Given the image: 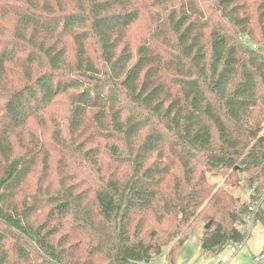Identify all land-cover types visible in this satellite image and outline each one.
<instances>
[{"label": "trees", "instance_id": "16d2710c", "mask_svg": "<svg viewBox=\"0 0 264 264\" xmlns=\"http://www.w3.org/2000/svg\"><path fill=\"white\" fill-rule=\"evenodd\" d=\"M262 197L264 0H0V264H149L198 220L219 255Z\"/></svg>", "mask_w": 264, "mask_h": 264}, {"label": "rangeland", "instance_id": "374dc122", "mask_svg": "<svg viewBox=\"0 0 264 264\" xmlns=\"http://www.w3.org/2000/svg\"><path fill=\"white\" fill-rule=\"evenodd\" d=\"M133 42L136 43V41ZM46 122L49 123L47 126L43 127V131H45L46 133L53 130V128L57 126L64 127L65 125V119L63 118L62 114H60V116L56 118L52 123L50 118H47ZM24 136L25 140H27L29 137L28 135L26 136V134H24ZM46 149H49L51 153H56L53 152V150L50 149L49 146H47ZM52 157L54 159V165L58 160L57 154L53 155ZM40 172L41 168L39 167L36 174L39 175ZM60 178L61 176H59L58 178V176H55L54 174L53 176H51L50 182L57 185V180H59ZM78 179L83 180V178ZM210 179L212 183L217 184L219 187L224 186V180L222 177L210 176ZM88 181L90 183V186L93 187V184L95 182L94 177L92 176ZM229 191L235 197H239L242 203H250V192L245 190L244 186L242 187L241 185L240 187H234ZM244 194H246L245 197ZM247 194H249V196ZM262 199L263 197L259 202H261ZM260 211L264 213V202L259 209V212ZM247 217L245 218V224ZM245 224H239L241 226V231H243L246 235L245 241L242 243V247L239 249L240 244H235L227 248L225 251H223V253L214 255L213 253L205 252L202 248V237L205 233V226L207 225V222L198 220L193 223L191 228H185L177 236V240L179 241V239L184 238L189 234L187 240L181 247L176 250V252H174L173 255H171L172 245L164 246L162 248V252L159 255L154 256L149 264H218L217 259L219 257L223 259V263L221 264H257L255 262L256 258L260 256L261 252L264 251V223L257 219L255 225L251 230H248ZM164 226L165 225H163L162 227ZM162 227L161 225H159L160 231ZM154 228L157 229L158 226H155ZM165 229L171 230V228H169L168 226ZM232 248L239 249L238 253L234 256L231 255Z\"/></svg>", "mask_w": 264, "mask_h": 264}, {"label": "built area", "instance_id": "2783aa9c", "mask_svg": "<svg viewBox=\"0 0 264 264\" xmlns=\"http://www.w3.org/2000/svg\"><path fill=\"white\" fill-rule=\"evenodd\" d=\"M254 49H257V47H254ZM260 199L257 200L256 202L252 203V205H250V207H249V215L247 217L246 224H245V226L248 228V230H251L253 228V226L255 225L256 220L258 218V212H259V209H260V207L262 205V202H263L264 198L261 200V202H259ZM236 227H237V229H239L241 231V226L240 225H237ZM248 235H249V232H248ZM241 247H242V243L240 244L239 249ZM239 249L232 248L231 249V255L234 256L235 254H237ZM255 262L257 264H263L264 257L260 255L259 257L256 258ZM217 263L218 264L223 263V259L219 257L217 259Z\"/></svg>", "mask_w": 264, "mask_h": 264}, {"label": "crops", "instance_id": "0c3cea01", "mask_svg": "<svg viewBox=\"0 0 264 264\" xmlns=\"http://www.w3.org/2000/svg\"><path fill=\"white\" fill-rule=\"evenodd\" d=\"M249 194H250V193H249ZM249 194H247V195L249 196ZM245 195H246V194H244V197H245ZM249 199H250V197H249ZM263 215H264V213H263ZM261 221H262V220H261ZM261 254H262V252H261ZM261 254H260V255H261Z\"/></svg>", "mask_w": 264, "mask_h": 264}, {"label": "water", "instance_id": "95a60500", "mask_svg": "<svg viewBox=\"0 0 264 264\" xmlns=\"http://www.w3.org/2000/svg\"><path fill=\"white\" fill-rule=\"evenodd\" d=\"M208 227H209V225H208Z\"/></svg>", "mask_w": 264, "mask_h": 264}]
</instances>
